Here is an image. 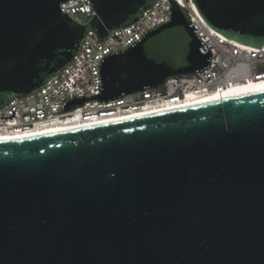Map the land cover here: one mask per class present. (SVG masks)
I'll return each mask as SVG.
<instances>
[{
	"label": "water",
	"instance_id": "water-1",
	"mask_svg": "<svg viewBox=\"0 0 264 264\" xmlns=\"http://www.w3.org/2000/svg\"><path fill=\"white\" fill-rule=\"evenodd\" d=\"M0 0V107L48 83L82 38L130 25L157 0ZM100 63L102 102L211 64L187 10ZM222 35L264 44V0H193ZM15 118L12 116L0 119ZM0 264H264V91L0 141Z\"/></svg>",
	"mask_w": 264,
	"mask_h": 264
},
{
	"label": "built area",
	"instance_id": "built-area-1",
	"mask_svg": "<svg viewBox=\"0 0 264 264\" xmlns=\"http://www.w3.org/2000/svg\"><path fill=\"white\" fill-rule=\"evenodd\" d=\"M175 1L187 10L189 19L198 28L199 38L210 49L212 61L208 67L196 74L171 77L160 88H147L107 102L88 99L82 105L64 109V103L70 99L100 93L99 67L104 57L127 50L152 28L171 20V1L157 0L141 18L109 30L104 38L95 29H89L77 54L48 83L0 107V117L12 116L15 111V118L0 119V134L89 120L110 112L137 110L148 104L184 98L191 92L208 93L264 81V44L258 50L248 48L215 31L193 0ZM60 9L81 25L90 24L98 15L91 0H67L60 3Z\"/></svg>",
	"mask_w": 264,
	"mask_h": 264
},
{
	"label": "bare ground",
	"instance_id": "bare-ground-1",
	"mask_svg": "<svg viewBox=\"0 0 264 264\" xmlns=\"http://www.w3.org/2000/svg\"><path fill=\"white\" fill-rule=\"evenodd\" d=\"M262 88H264V81H261L259 83L246 84V85H237L226 90L211 91L208 93L191 92L188 93L184 98L175 99V100H166L164 102L157 104H148L143 108H139L137 110L130 109L117 113L110 112L103 114V116L101 117H90L89 120H80V121L77 120L75 122H71L68 124H63V125L57 124V125L47 126L45 128H37L21 133L19 132L12 134H0V141L41 136L45 134H54V133L74 130L86 126L127 120L140 116L150 115L153 113L164 112L177 108L187 107L200 103L256 92V91H260V89Z\"/></svg>",
	"mask_w": 264,
	"mask_h": 264
},
{
	"label": "snow or ice",
	"instance_id": "snow-or-ice-1",
	"mask_svg": "<svg viewBox=\"0 0 264 264\" xmlns=\"http://www.w3.org/2000/svg\"><path fill=\"white\" fill-rule=\"evenodd\" d=\"M261 91H264V88H262V89H260ZM12 139H14V138H12Z\"/></svg>",
	"mask_w": 264,
	"mask_h": 264
}]
</instances>
